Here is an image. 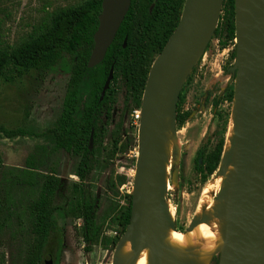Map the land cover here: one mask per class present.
I'll return each instance as SVG.
<instances>
[{"label":"rangeland","instance_id":"1","mask_svg":"<svg viewBox=\"0 0 264 264\" xmlns=\"http://www.w3.org/2000/svg\"><path fill=\"white\" fill-rule=\"evenodd\" d=\"M85 1L0 0V51L18 47L43 32L53 15ZM222 9L223 4L216 25L217 33L214 34V30L201 50L196 62L197 70L185 87L179 115L186 113V119L179 123L176 114L175 146L167 177L169 179L171 176L172 165L177 170V187L169 184L168 191L178 207L169 203L175 226L184 231L195 219L208 183L214 180L212 176L205 186L202 184V175L195 169L196 152L201 148L206 156L221 137L226 142L233 113L234 95L230 101L222 91L231 87L235 89L236 86V75L234 77L229 71L235 59L231 57L235 37L222 44L226 18ZM229 18L234 22V9ZM67 81L68 75L60 70H30L13 81L0 77V125L6 129L22 128L33 132L51 127L60 114ZM210 85L213 95L220 94L221 97L215 111L212 109V99L200 108L202 96ZM132 106L129 94L119 84L111 106V120L98 147L95 169L88 183L91 196L98 198L95 214L97 232L90 250L85 251L79 229L81 221L69 215L64 231V250L58 264H111L112 253L120 237L119 213L124 205V196L132 190L137 155V147H133V143L130 150L120 152L113 149L112 142L116 134H125L130 129ZM134 126L136 129H131L129 134L137 142V126ZM125 140L122 135L121 141ZM42 143V139H10L0 133V264H25L33 239L28 203L37 197L39 190L38 187L30 189L20 181L27 157ZM75 162L63 151L55 153L48 162L47 171L53 169L62 180L61 188L53 199L54 206L69 207L72 183L78 181L73 173ZM221 165H218V169ZM42 264H45V259Z\"/></svg>","mask_w":264,"mask_h":264},{"label":"trees","instance_id":"2","mask_svg":"<svg viewBox=\"0 0 264 264\" xmlns=\"http://www.w3.org/2000/svg\"><path fill=\"white\" fill-rule=\"evenodd\" d=\"M102 0H86L84 3L67 8L50 18L49 26L18 47L0 51V77L13 81L24 76L30 70L41 72L60 70L68 75L61 111L51 127L33 132L22 128L6 129L0 125V133L6 138L26 137L42 139L43 143L29 155L22 170L20 183L34 189L38 195L28 203V216L31 219L30 231L32 243L28 247L25 264H42L46 255L58 264L64 248L63 238L67 215L82 219L81 238L87 244L88 251L97 232L95 214L98 198L92 197L89 178L96 165V154L101 145L107 124L111 120L112 104L119 84H122L133 102V110L140 109L149 68L160 53L168 38L176 28L185 0H131L129 9L103 60L93 68H87V61L93 47V34L98 26V15ZM233 0H223L226 18L224 21V42L235 37ZM218 26L215 29L217 33ZM126 39L125 47L123 41ZM235 57V49L231 53ZM113 78L105 95L99 101L103 83L110 67ZM195 65L187 75L186 82L179 94L177 120L182 123L186 113L179 111L185 95V87L191 80ZM234 88L227 89V98L231 101ZM218 99L213 102L216 107ZM230 122V121H229ZM125 134H116L112 142L113 149L120 152L137 147L136 139L129 134L132 125ZM93 130V146L88 149V140ZM124 135L125 141H121ZM225 140L221 137L214 149L206 156L202 149L196 152L195 169L202 175V184L215 175L224 150ZM63 151L75 159L73 173L78 181L72 183L69 207L54 206L53 199L61 188L62 181L53 169L47 171L50 158ZM200 160V162H199ZM174 167H170V172ZM182 171V169H181ZM173 185L171 176L168 179ZM206 183V184H205ZM175 188L176 185H173ZM167 199L178 207L167 192ZM131 213V194L124 196V205L119 213L120 235L129 223ZM177 232H185L175 226ZM51 247V248H50ZM53 257V258H52ZM209 264H218V257Z\"/></svg>","mask_w":264,"mask_h":264},{"label":"water","instance_id":"3","mask_svg":"<svg viewBox=\"0 0 264 264\" xmlns=\"http://www.w3.org/2000/svg\"><path fill=\"white\" fill-rule=\"evenodd\" d=\"M130 1H101L87 68H93L103 60ZM222 4L223 0H185L176 28L149 68L139 109L130 219L114 247L111 264H120V247L130 236L132 244L141 239L147 223L150 224V237L145 247L150 264H171L154 252L159 238V221L166 203L170 202L165 158L160 145L164 131L162 122L169 117L170 128L175 133L180 91L216 28ZM233 5L235 59L230 71L236 75L234 135L231 149L222 153L219 163L222 168L231 162L233 175L218 195L225 201L226 209L224 248L229 246L231 251L216 256L218 264H264V0H253L250 5L233 0ZM242 11L246 13L243 17ZM125 44L126 39L123 47ZM112 78L111 66L99 101ZM92 146L93 130L88 149ZM176 175L174 168L173 185H176ZM196 225L193 220L185 231H191ZM170 227L176 230L174 222ZM44 259L45 264H52L49 255Z\"/></svg>","mask_w":264,"mask_h":264},{"label":"bare ground","instance_id":"4","mask_svg":"<svg viewBox=\"0 0 264 264\" xmlns=\"http://www.w3.org/2000/svg\"><path fill=\"white\" fill-rule=\"evenodd\" d=\"M253 0H241L243 5L252 4ZM244 11L241 16H245ZM195 59V58H194ZM235 107L230 118L228 134L224 145V153L231 149L233 138ZM164 131L161 139V150L164 155V167L166 177L168 174L169 161L174 150L175 134L169 125V117L163 119ZM233 175V165L227 163L218 169L214 175V180L208 183L202 202L195 213L197 225L191 231L177 232L170 227L174 220V215L170 203L166 207L159 221V238L154 246L155 254L171 264H209L213 257L220 252L229 253L231 248H224V224H225V201L218 195L229 184ZM226 184V185H225ZM169 187V183H167ZM238 226H236L237 228ZM131 237L123 243L118 252L120 264H150L146 252L145 243L150 237V224L147 223L146 230L141 239L136 243H131Z\"/></svg>","mask_w":264,"mask_h":264},{"label":"flooded vegetation","instance_id":"5","mask_svg":"<svg viewBox=\"0 0 264 264\" xmlns=\"http://www.w3.org/2000/svg\"><path fill=\"white\" fill-rule=\"evenodd\" d=\"M195 70H194V72H193V74L192 75H194L195 74V72H196V70H197V64H195ZM230 68L231 67H229V71H230ZM230 73L231 74H233V76L235 77V74L234 73H232L231 71H230ZM213 84V83H212ZM212 85H210V87H209V89H208V91L206 92V93H204L203 94V96H202V99H201V101H200V108H203L204 106H206V104H208L209 102H210V100L212 99V109L215 111L216 109H217V106L219 105V103L221 102V97H220V94H216L215 96L213 95V93H214V91H213V87H211ZM223 93L222 94H224V95H227V90L226 89H223V91H222ZM214 96V97H213ZM216 99H218V104H217V106L216 107H214L213 106V102L216 100ZM178 103V102H177ZM182 105V104H181ZM176 114H177V109H176ZM199 162H200V160H199ZM75 175V174H74ZM76 176V175H75ZM77 177V176H76ZM62 181V180H61ZM68 216L69 215H67V217H66V219H65V226H66V220H67V218H68ZM73 217V216H72ZM74 218V217H73ZM76 219H79L80 221H81V224L79 225V228L82 226V224H83V222H82V219L81 218H76ZM65 231V230H64ZM122 235V234H121ZM120 235V236H121ZM117 241H118V239H117ZM116 241V242H117ZM63 245H65L64 244V238H63ZM91 245V244H90ZM87 246V244L85 243V247ZM90 248V247H89ZM63 250H64V248H63ZM62 250V251H63ZM85 250V249H84ZM90 250V249H89ZM88 250V251H89ZM86 251V250H85ZM61 256V255H60ZM53 258V257H52ZM60 258V257H59ZM44 260V259H43ZM51 260V259H50ZM51 261H53V260H51Z\"/></svg>","mask_w":264,"mask_h":264},{"label":"built area","instance_id":"6","mask_svg":"<svg viewBox=\"0 0 264 264\" xmlns=\"http://www.w3.org/2000/svg\"><path fill=\"white\" fill-rule=\"evenodd\" d=\"M139 119H140V110L139 109L133 110L131 113V121L137 127H138Z\"/></svg>","mask_w":264,"mask_h":264}]
</instances>
